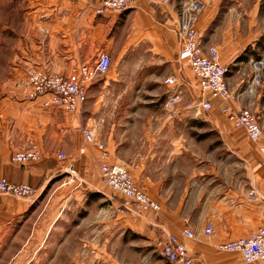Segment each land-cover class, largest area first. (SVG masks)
I'll list each match as a JSON object with an SVG mask.
<instances>
[{
    "label": "crops",
    "instance_id": "1",
    "mask_svg": "<svg viewBox=\"0 0 264 264\" xmlns=\"http://www.w3.org/2000/svg\"><path fill=\"white\" fill-rule=\"evenodd\" d=\"M220 2L133 0L123 11L98 15L83 0H0V178L38 189L31 199L0 195V252H8L13 241L19 244L10 264L21 263L17 259L23 255L68 249L83 253L78 264H168L155 246L169 235L186 245L192 264H264L216 248L264 227V42L232 41L225 32L224 39L214 38ZM186 25L201 32L206 48L217 47L237 95L229 105L213 101L212 120L183 117L185 105L201 96L180 59V31ZM102 53L112 65L89 85L77 112L47 106L49 96L29 97V70L69 77L96 64ZM171 78L174 86L167 84ZM176 89L181 101L167 108ZM227 106L256 115L263 129L258 143L224 119ZM202 125L218 131L227 164L213 151L208 159L215 160L205 165L194 133ZM87 129L95 134L93 143L85 140ZM99 144L108 163L125 165L161 212L104 216L86 209L77 225L64 230L61 223L73 202L64 170L74 165L85 185L102 189ZM33 147L42 160L12 161ZM60 153L67 158L60 160ZM209 224L213 233L206 236ZM186 228L194 239L184 236Z\"/></svg>",
    "mask_w": 264,
    "mask_h": 264
},
{
    "label": "built area",
    "instance_id": "2",
    "mask_svg": "<svg viewBox=\"0 0 264 264\" xmlns=\"http://www.w3.org/2000/svg\"><path fill=\"white\" fill-rule=\"evenodd\" d=\"M95 8L98 15L108 11H123L130 7L133 0H83ZM181 52L180 59L190 68L198 82L202 93L201 100L193 102L189 108L198 118L213 110L212 101L229 103L237 99V95L230 91L227 82L228 68L221 63L220 54L215 46H204L201 32L192 26H183L180 31ZM112 61L108 54L102 53L96 64L83 65L77 74L69 77L49 75L39 70L28 71V84L30 86L29 97L35 99L41 96H49L47 106L62 108L71 113L77 112L87 100L88 87L99 76L104 75L111 67ZM167 84L174 86L175 79L167 80ZM209 99H206V97ZM181 101V91L176 89L166 102L167 108H174ZM227 119L236 128L243 129L253 143H257L263 130L255 115L248 109L235 111L227 106L223 109ZM85 140L93 143L95 134L92 130L84 131ZM101 150L99 172L103 182L122 198L117 213L130 214L137 217L155 215L161 212V205L144 190L137 187L127 167L121 164L108 163L107 153L103 144L98 145ZM84 152V150H82ZM60 160H65L64 153L59 154ZM42 160V154L38 147L16 153L12 161L24 164ZM64 174L67 185H82L77 169L74 165H68ZM38 189L31 184H16L6 178H0V195H8L18 199H31L36 197ZM204 233L210 236L213 226L209 224ZM183 234L188 239H194L195 233L186 228ZM159 256L168 264H192L193 258L186 245L175 236L169 235L159 239L155 246ZM222 252L239 254L246 263H264V227L259 228L251 237L236 241L222 243L216 246Z\"/></svg>",
    "mask_w": 264,
    "mask_h": 264
},
{
    "label": "rangeland",
    "instance_id": "3",
    "mask_svg": "<svg viewBox=\"0 0 264 264\" xmlns=\"http://www.w3.org/2000/svg\"><path fill=\"white\" fill-rule=\"evenodd\" d=\"M213 27H216V35L214 36V38L218 40L221 38L224 39L223 33L225 32L227 33V36H230V39H232V41L233 40L236 41L235 38L236 39L242 38L246 40L258 39V41L264 42V0H221L218 19L216 20V23L214 24ZM209 33H212V32H209ZM259 73L261 74V71H259ZM258 75H256V79L258 78ZM183 96H184V91H183ZM201 98H202V93L197 101L201 100ZM206 99H209L208 95ZM197 101H194V102H197ZM192 103L193 102H191L188 106L185 105L186 108L183 109V117L196 118L194 115V111L190 108H187ZM212 103L214 104L213 101ZM183 104L185 103L183 102ZM216 110L215 108H213L212 111L199 116L197 119L212 120V118H214L215 116L214 112H216ZM222 112H223L224 119L228 121L227 116L225 112L223 111V109H222ZM257 121L259 122L258 119ZM233 127L236 128L234 125ZM199 128L201 127L200 126L198 127L197 129L198 131L194 130V133L197 135L196 140L198 141L197 142L198 148L202 146L205 152V159H204L205 165L211 164L212 161L215 160L212 158L208 159V157L211 156L213 151L220 154V158H219L220 164H227V157H226L225 149L223 146V141L218 131L214 130L212 132L211 131L212 127L207 126V125H203L202 127L203 129H199ZM237 129H240V128H237ZM202 135H205V136H203V138L200 139ZM217 148L219 150H217ZM192 150H195V147H192ZM186 163L188 165L195 164L194 160H191V159H187ZM62 179L65 181L67 180V178L64 179L63 177ZM99 179H100V182H102V186H104L100 190L99 189L94 190V189L89 188L87 185H85V182H83L82 185L75 184V185L66 186V187H71L68 190V194L71 197L73 196L72 197L73 202H70V204L67 207L68 210L66 213L68 214V218H67L68 220H66V218L65 220H63V223H61L62 225L61 228L66 230V229H71L72 224L77 225L80 222V220L84 218L83 213H85L86 209L88 213L94 210L97 214L101 213L104 216L119 214L117 213L116 209L120 207L122 198L116 193H114L103 182V180H101V176ZM87 198L93 201L91 202L92 203L91 205H88L89 203L85 202ZM9 245H11L12 247L7 248V249H10L8 252H4V253L0 252V264H10V262L15 261L16 253H14L13 250L19 248V244L13 241ZM71 252L72 251L68 249L58 255H55L50 251L41 253L38 255L27 254V255H23V259L19 258L17 259V261L18 263L25 262L24 264H78L80 261L76 262L75 259L83 261V257H85L83 256V253H81L80 255L78 254L74 255V253H71Z\"/></svg>",
    "mask_w": 264,
    "mask_h": 264
},
{
    "label": "trees",
    "instance_id": "4",
    "mask_svg": "<svg viewBox=\"0 0 264 264\" xmlns=\"http://www.w3.org/2000/svg\"><path fill=\"white\" fill-rule=\"evenodd\" d=\"M260 43H262V42H258V45L260 44ZM255 53V52H254ZM259 59V58H258ZM203 126V125H202ZM203 136H205V135H202L201 137H200V139H202L203 138Z\"/></svg>",
    "mask_w": 264,
    "mask_h": 264
}]
</instances>
